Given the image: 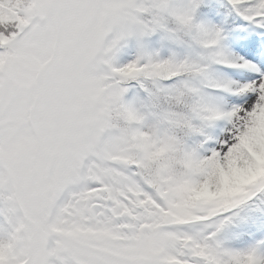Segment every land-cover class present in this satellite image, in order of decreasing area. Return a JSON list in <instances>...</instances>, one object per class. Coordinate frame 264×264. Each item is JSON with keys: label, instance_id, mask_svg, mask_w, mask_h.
Listing matches in <instances>:
<instances>
[{"label": "snow or ice", "instance_id": "snow-or-ice-1", "mask_svg": "<svg viewBox=\"0 0 264 264\" xmlns=\"http://www.w3.org/2000/svg\"><path fill=\"white\" fill-rule=\"evenodd\" d=\"M0 264H264V0H0Z\"/></svg>", "mask_w": 264, "mask_h": 264}]
</instances>
